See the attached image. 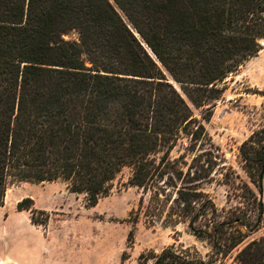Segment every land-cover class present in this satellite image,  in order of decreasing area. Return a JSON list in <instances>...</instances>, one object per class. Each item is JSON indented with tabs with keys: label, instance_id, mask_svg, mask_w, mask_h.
Returning <instances> with one entry per match:
<instances>
[{
	"label": "trees",
	"instance_id": "1",
	"mask_svg": "<svg viewBox=\"0 0 264 264\" xmlns=\"http://www.w3.org/2000/svg\"><path fill=\"white\" fill-rule=\"evenodd\" d=\"M262 42L264 0H0V207L10 184L55 180L93 206L127 169L141 192L133 223L184 224L210 246L204 257L168 246L152 264H220L232 252L234 264H264L260 198L243 183L246 206L219 210L198 187L218 156L199 148L209 140L191 111L206 107L208 120L218 84ZM239 153L260 194L264 128ZM32 205L16 210L45 226Z\"/></svg>",
	"mask_w": 264,
	"mask_h": 264
},
{
	"label": "rangeland",
	"instance_id": "2",
	"mask_svg": "<svg viewBox=\"0 0 264 264\" xmlns=\"http://www.w3.org/2000/svg\"><path fill=\"white\" fill-rule=\"evenodd\" d=\"M72 38L74 34L64 36V39ZM261 46L256 56L218 84L223 91L208 120L201 117L206 107L191 106L193 116L203 124L209 140L208 145L199 148L211 149L218 156V166L209 179L198 183V187L219 210L246 206L250 199L242 188L243 183L264 204V175L262 192L258 194L242 170L239 153L241 143L264 128V61H260L264 42ZM179 152L182 149L176 147L171 156ZM191 156L193 154L188 153L186 159L189 161ZM226 172L232 180L224 178ZM128 176L129 171L123 169L109 194L99 198L93 206L87 204L83 194L70 192L61 180L36 184L15 182L5 191L0 224L7 211L16 210L17 202L30 198L31 208L46 214V217L35 214L37 220H46L45 226H38L42 264H152L149 257L168 246L194 249L202 257L210 253L206 241L190 234L184 224L164 226L155 222L149 225L143 214L133 223V212L137 210L141 192L126 184ZM262 232L264 228L254 236ZM234 254L222 258L220 264H234Z\"/></svg>",
	"mask_w": 264,
	"mask_h": 264
},
{
	"label": "crops",
	"instance_id": "3",
	"mask_svg": "<svg viewBox=\"0 0 264 264\" xmlns=\"http://www.w3.org/2000/svg\"><path fill=\"white\" fill-rule=\"evenodd\" d=\"M0 225V264H42L41 233L28 211H7Z\"/></svg>",
	"mask_w": 264,
	"mask_h": 264
},
{
	"label": "water",
	"instance_id": "4",
	"mask_svg": "<svg viewBox=\"0 0 264 264\" xmlns=\"http://www.w3.org/2000/svg\"><path fill=\"white\" fill-rule=\"evenodd\" d=\"M125 19V18H124ZM126 21V20H125ZM127 22V21H126ZM130 26V25H129ZM135 35H136V37L137 38H139V36H138V34L135 32L134 33ZM143 44V46L147 49V51L149 52V54L151 55V56H153L154 57V55L152 54V52L149 50V48L147 47V45L145 44V43H142ZM155 58V57H154ZM171 82L173 83V81L171 80ZM179 90V89H178Z\"/></svg>",
	"mask_w": 264,
	"mask_h": 264
}]
</instances>
